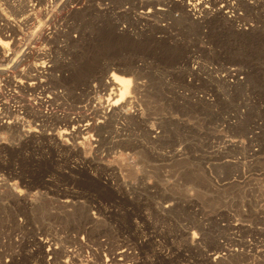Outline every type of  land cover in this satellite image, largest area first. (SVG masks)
I'll list each match as a JSON object with an SVG mask.
<instances>
[{
    "label": "rangeland",
    "instance_id": "obj_1",
    "mask_svg": "<svg viewBox=\"0 0 264 264\" xmlns=\"http://www.w3.org/2000/svg\"><path fill=\"white\" fill-rule=\"evenodd\" d=\"M14 1L11 16L34 4L54 34L28 47L45 60L8 63L0 264L41 262L34 242L14 241L37 233L76 247L75 264H264V0L241 5L243 29L221 14L194 21L185 0ZM43 60L38 79L63 91L51 101L15 84ZM113 73L136 87L119 115ZM72 120L98 129L72 138Z\"/></svg>",
    "mask_w": 264,
    "mask_h": 264
},
{
    "label": "built area",
    "instance_id": "obj_2",
    "mask_svg": "<svg viewBox=\"0 0 264 264\" xmlns=\"http://www.w3.org/2000/svg\"><path fill=\"white\" fill-rule=\"evenodd\" d=\"M31 2V1H30ZM263 3L262 0H185L184 5L189 16L194 21H201L207 16L213 14H221L229 21L233 22L239 29L246 28V24L243 21L244 10L241 5L246 6L251 9H258L260 4ZM17 9L16 7H20L19 4L14 2H10V0H0V127L10 125L13 123V119H11L12 110L10 107H6V103L3 100L2 92L7 90L8 83L10 81H14V75L17 68L10 66L9 60H13V56L20 58L21 56H29L30 54H34L37 58H43L44 60L49 57V53L46 50H34L32 53L29 52L28 47L33 43H40L42 38L51 39L53 36L52 24L47 21L38 20L35 17V5L33 4L34 10H30L28 6V11L31 13L34 20L30 26H28L29 22L26 17H18L11 16L10 7ZM26 8V6H23ZM47 11V9H46ZM24 12V11H22ZM48 13V11L46 12ZM144 12H142L143 14ZM41 22V23H40ZM45 24V26H43ZM37 25V26H36ZM35 30H32L34 29ZM42 29V30H40ZM6 44L7 46H4ZM23 45L27 46L26 48ZM43 51V53H42ZM39 52V53H38ZM15 53V54H14ZM10 60V61H11ZM43 60V61H44ZM49 62V61H48ZM44 69H41V75L38 78H42L45 76H49L47 72V67L50 68L49 64H46L44 61ZM42 64V63H41ZM40 64V65H41ZM39 65V64H38ZM3 68V69H2ZM24 69L21 70L19 75H22ZM26 72V71H25ZM228 76L233 77L236 81H241L243 78L240 77V72L235 69L228 70ZM19 80V79H18ZM24 83L19 84L17 80H15L16 85H20L23 87L24 84H28L30 86V82H27L25 79H22ZM38 85L36 88L31 89H42L46 94V98L51 101L52 96H61L63 95V91L58 88H51L46 85L47 82L45 80H39L37 82ZM11 91V90H9ZM44 94V93H43ZM46 98H44L45 102H49ZM15 112V111H14ZM19 222L22 225H25V222L20 219ZM73 239H75L80 246L86 245L85 236H77L72 235ZM14 241L18 245H22L27 242H34L36 246H32L29 253L33 256L37 250H41L42 252V260L39 261V258L31 261L30 264H75L76 258V247L72 246H61L60 240L54 238L52 236H48L45 234L37 233L33 240L29 241L28 238H25L22 234H17L14 238ZM62 248L63 257H58V252ZM5 264H15L11 261V259H6ZM20 264V263H19ZM79 264H86L82 261H79Z\"/></svg>",
    "mask_w": 264,
    "mask_h": 264
},
{
    "label": "bare ground",
    "instance_id": "obj_3",
    "mask_svg": "<svg viewBox=\"0 0 264 264\" xmlns=\"http://www.w3.org/2000/svg\"><path fill=\"white\" fill-rule=\"evenodd\" d=\"M41 2V1H40ZM30 10H34V8L30 9ZM31 16H27L26 19H30ZM4 46H7L6 44H4ZM44 63H42V65H37L36 67L33 68H29L26 72L24 71L22 73V75H19V80H17V82L19 84L24 83V81L22 79H26L27 82H30V86L31 88H36L38 83L37 80L38 76L41 75V69H44ZM3 69V68H2ZM33 69V71L36 73L34 76H32V72H30L29 70ZM21 73V72H20ZM31 73V74H29ZM111 80L107 81L104 86L105 89L111 88L112 90H117L119 92V99L115 100L113 103H111L109 105V111L112 112L113 114H122L123 110L125 108L124 104L127 103V98L125 100V96L126 94H128V92H130L131 89H133L135 91L136 87L132 85V82L130 79L124 78L122 76L116 75V74H112L110 76ZM134 84V82H133ZM26 86V85H25ZM30 88V87H29ZM28 89V88H27ZM138 92V91H137ZM134 94V93H133ZM136 94V93H135ZM113 99V98H112ZM109 101V100H108ZM111 102V101H110ZM131 101H129L130 103ZM132 103V102H131ZM121 117V116H120ZM77 122V121H76ZM76 122L74 120L70 121V123L73 125L74 130L72 133H68L72 138H74L75 136H78L80 134H83L84 131H94L96 129H98L97 124H91L90 122H88L87 120L85 122L87 123H83L84 125H80V126H76ZM84 122V121H83ZM78 123V122H77ZM71 125V126H72ZM79 125V124H78ZM144 136V135H143ZM86 139V138H84ZM150 142V141H149Z\"/></svg>",
    "mask_w": 264,
    "mask_h": 264
}]
</instances>
